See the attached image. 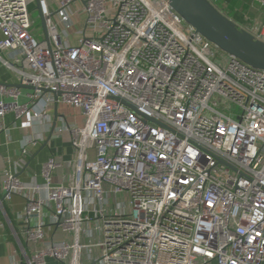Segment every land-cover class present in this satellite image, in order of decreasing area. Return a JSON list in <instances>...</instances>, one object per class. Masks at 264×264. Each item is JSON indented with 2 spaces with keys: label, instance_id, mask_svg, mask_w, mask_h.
I'll use <instances>...</instances> for the list:
<instances>
[{
  "label": "built area",
  "instance_id": "2783aa9c",
  "mask_svg": "<svg viewBox=\"0 0 264 264\" xmlns=\"http://www.w3.org/2000/svg\"><path fill=\"white\" fill-rule=\"evenodd\" d=\"M33 1L0 0V61L32 89L18 103V87L0 83V118L48 120L56 104L82 124L58 129L74 151L66 184H52L54 156L43 183L4 172L3 198L25 199L13 263L264 264V69L221 51L166 0L80 10L58 0L54 13L37 0L49 45L31 32ZM251 33L264 41V23ZM44 209L67 237L46 235Z\"/></svg>",
  "mask_w": 264,
  "mask_h": 264
},
{
  "label": "crops",
  "instance_id": "0c3cea01",
  "mask_svg": "<svg viewBox=\"0 0 264 264\" xmlns=\"http://www.w3.org/2000/svg\"><path fill=\"white\" fill-rule=\"evenodd\" d=\"M35 10L32 3L29 11L33 20L31 28L32 34L38 39H44L45 34L42 29L40 14L36 0ZM58 0H48V6L52 13L57 10ZM214 4L237 26L253 31L264 23V9L257 0H214ZM81 0H73L72 9L80 10ZM34 11L37 13L34 14ZM74 27L79 30L83 23L81 11L75 13ZM76 30V31H77ZM1 37V36H0ZM72 37V36H71ZM74 38L78 34L74 33ZM70 43V34L68 37ZM75 41V42H76ZM73 44V43H72ZM0 83L15 85L19 89L18 103L28 102V94L32 92L31 87L21 85L15 72L6 67L0 61ZM48 120L36 119L26 123L24 118H16L13 112H7L0 118V264H14V251L18 250L19 243L26 244L17 219V213L23 211L25 199L19 194H13L10 199L3 198L2 179L5 170L15 173L23 182L43 183L44 178L41 174L42 164L51 156H54L61 163L52 174V184H66L71 173L70 162L73 158V147L70 134L67 131L58 132L63 124H82L81 112L67 105L52 104L46 110ZM37 138L35 144H27V138ZM26 147V153L22 149ZM20 158L24 161L20 162ZM47 209L41 215L45 224L46 235L53 240H61L66 236L59 228L50 224V217ZM36 216L30 218V223L34 224ZM20 258L19 254H16ZM19 264H26L21 261ZM45 264H63L62 262L48 257ZM207 264H216L214 261Z\"/></svg>",
  "mask_w": 264,
  "mask_h": 264
},
{
  "label": "water",
  "instance_id": "95a60500",
  "mask_svg": "<svg viewBox=\"0 0 264 264\" xmlns=\"http://www.w3.org/2000/svg\"><path fill=\"white\" fill-rule=\"evenodd\" d=\"M171 8L203 37L229 56L239 59L255 69H264V41L237 26L209 0H166ZM40 14L45 41L49 45L45 19ZM54 97L59 92H53ZM132 107V106H131ZM133 108V107H132ZM146 120H152L144 115Z\"/></svg>",
  "mask_w": 264,
  "mask_h": 264
},
{
  "label": "rangeland",
  "instance_id": "374dc122",
  "mask_svg": "<svg viewBox=\"0 0 264 264\" xmlns=\"http://www.w3.org/2000/svg\"><path fill=\"white\" fill-rule=\"evenodd\" d=\"M32 8L35 10V2L33 1V3H32ZM37 12L36 11H34V14H36ZM78 25H75V27H77ZM75 27H73L72 29H70V30H68V33L70 34V43L72 44V43H75V41H76V38H74L73 36H74V33L76 32V28ZM62 31V30H61ZM72 36V37H71Z\"/></svg>",
  "mask_w": 264,
  "mask_h": 264
}]
</instances>
